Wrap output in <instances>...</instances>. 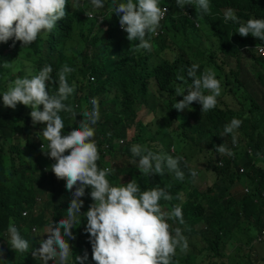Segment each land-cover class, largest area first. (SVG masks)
Here are the masks:
<instances>
[{"label": "trees", "instance_id": "trees-1", "mask_svg": "<svg viewBox=\"0 0 264 264\" xmlns=\"http://www.w3.org/2000/svg\"><path fill=\"white\" fill-rule=\"evenodd\" d=\"M161 1L168 12L159 28L160 34L150 40V50L137 51L128 47L117 30L116 19L109 13L111 0H105V7L100 10H93L89 0H79V8H74L76 0H69L65 8L67 15L48 36L38 37L27 47H21L19 41L14 46L12 40L0 43V94L15 78L29 74L22 67H28L35 75L50 65L52 82L46 84L49 94L55 95L62 66L73 68L66 76L69 85H75V92L64 103L77 115L74 120L69 112L59 113L64 120V133L79 126L82 119L79 113L91 98H98L100 123L94 125L100 155L98 167L106 168V164L111 167L110 162L105 163L106 156L110 160L126 159L127 175L137 180L142 190L151 186L155 178L173 196L170 205L179 204L182 208L184 223L175 220L173 224L181 229L188 249L186 256L174 257V264H233L228 243L236 242L237 248L251 247L255 235L264 228V58L250 54L253 46H264V41L251 35L241 37L236 33L239 25L226 22L224 13L232 9L242 22L264 19V0H209L210 11L201 19L195 18L193 6L186 5L181 10L174 5L175 0ZM88 11L106 18L98 25L96 20L86 18ZM8 46L14 48L11 56L5 53ZM4 61H11L12 67L4 68ZM244 62L250 63L249 71ZM192 64L199 65L197 77L211 69L221 82L222 91L215 108L201 113L200 105L194 102L186 109L188 114L183 115L172 107L176 102L174 86L191 85L187 68ZM89 78H94V82L90 84ZM241 91L243 96L238 99ZM149 94L155 98L152 114L159 104L168 111L163 131L157 128L159 122L144 125L136 121L138 110ZM23 114L24 110L16 116L0 111V241L9 237L8 227L14 225L29 241L30 248L20 253L1 245L4 253L0 264H38L30 257L37 242L33 229L66 218L71 199L65 181L43 171L45 163L40 162L45 160L38 146L33 145L36 134L32 130L40 131L43 125L29 123L28 118H22ZM234 117L242 120L241 126L233 134H223L224 126ZM132 127L135 132L128 141L127 131ZM133 144L182 157L179 167L184 180L167 182L161 175L149 177L134 170L138 158L130 151ZM220 144H225L235 157L216 153L214 146ZM246 150L262 158L251 159L245 155ZM33 152L36 158L32 162ZM238 152H242L243 160ZM198 162L211 178V186L204 191L192 189L191 195L183 196L185 200L179 202L178 189L192 184L194 177L190 171H196ZM219 162L222 167H218ZM240 169L244 173L239 174ZM110 182L118 185L119 177L111 174ZM239 185L247 193L232 194L230 190ZM219 190L222 191L220 203L211 197ZM85 192L81 199L89 205L90 189ZM47 212L50 222L43 219ZM24 213L26 217H22ZM74 235V255L87 250L85 264H95L88 234L83 229Z\"/></svg>", "mask_w": 264, "mask_h": 264}, {"label": "clouds", "instance_id": "clouds-1", "mask_svg": "<svg viewBox=\"0 0 264 264\" xmlns=\"http://www.w3.org/2000/svg\"><path fill=\"white\" fill-rule=\"evenodd\" d=\"M67 3L69 0H0V43L12 40L14 46L19 41L21 47H27L38 37L48 36L57 22L67 15ZM89 3L93 10L105 7V0H89ZM173 3L181 10L186 5L193 6L196 19H201L210 11L209 0H175ZM79 7V0H76L74 8ZM167 12L168 7L161 0H111L109 10L125 43L137 51L150 50V40L160 34L159 28ZM85 14L88 20H96L98 25L106 18V15L94 16L93 11ZM224 20L238 24L236 33L241 37L251 35L264 41V19L250 18L242 22L234 10L228 9L224 13ZM254 47L250 49V54L256 55ZM7 50L11 52L13 48L8 46ZM2 66L11 68V61H4ZM198 69V64L187 68L190 86H174L175 95L182 97L172 105L177 111L189 109L194 102L200 105L201 113L217 106V98L222 91L221 82L211 69L204 70L197 77ZM73 71L67 65L62 66L55 95L49 94L46 84L52 82L50 65H45L35 75L29 72L24 77L15 78L0 94V106H3L4 112L16 116L24 110L22 118H28L33 125H43L40 131L32 130L36 138L43 137L47 141V150L43 152L54 161L45 160L43 171L52 172L58 180H64L65 188L71 193L64 215L66 218L52 221L47 226L43 236L46 238L39 240V247L30 252V257L41 264H48L50 260L53 262L51 264H85L88 260L87 250L82 255H74L69 243L76 239L75 232L84 229L95 264H174L177 249L181 252L188 249L187 239L178 225L173 224L175 220L184 223L182 208L179 204L170 205L173 196L165 187L156 185L142 190L134 179L117 186L110 182L115 169L98 167L100 155L94 139V125L100 123L98 98H91L79 113L82 116L79 126L64 133V120L59 113L69 112L74 120L77 115L70 105L64 103L75 92V85H69L66 76ZM88 80L90 84L94 82V78ZM241 124L242 120L232 118L224 126L223 134H233ZM234 149L237 151L238 148ZM214 150L221 156L234 155L225 144L214 146ZM130 151L138 158V169L143 175L163 176L167 169L177 180H184V172L179 167L182 157L153 152L140 144H133ZM245 155L248 156L246 151ZM260 156L248 157L259 161ZM219 163L218 167H222ZM240 170L239 174H242ZM190 175L196 177L197 173L191 170ZM86 189H90L88 195L92 201L89 205L81 199L86 195ZM242 191L247 193V190ZM26 214H22V217H26ZM78 215H81L82 221H77ZM77 223H80L79 226H76ZM173 226L177 228L173 230ZM8 233L9 237L0 241V256L4 253L1 245L20 253L29 250V241L21 236L14 225H9ZM257 235L253 242H257Z\"/></svg>", "mask_w": 264, "mask_h": 264}, {"label": "rangeland", "instance_id": "rangeland-1", "mask_svg": "<svg viewBox=\"0 0 264 264\" xmlns=\"http://www.w3.org/2000/svg\"><path fill=\"white\" fill-rule=\"evenodd\" d=\"M40 37L44 38L45 36H40ZM13 50H14V48H13ZM13 50L11 52H8V50L6 48V50H5L6 55L11 56L13 54ZM244 64H245V68L249 71L250 63L249 62H244ZM21 70L24 73H29L30 72V69L28 67H22ZM243 92L244 91H241V93L238 95V99L243 96ZM180 97L181 96H177L176 95L175 100L176 101L180 100ZM154 101H155V98L152 97L151 94H149L147 96V98L145 99V101L143 102L142 109L138 110V113H137V116H136L137 117L136 121H139V122L143 123L144 125L145 124L149 125V124L152 123V121L159 122L157 128L159 130L163 131L162 124L164 122H167L168 111L166 110V108L162 104H159L154 109L153 114H152V108H153V102ZM0 111L3 112V113L5 111L2 105L0 106ZM180 113L183 114V115H187L188 114L186 109L184 111H182V112L180 111ZM134 132H135V127H132V128H130L127 131V139H128V141L133 138ZM39 138L37 137L36 139H34V144L33 145H37L38 146V150H39L40 156L44 160H46L47 159L46 154L43 152V151L47 150L46 140H44L43 137H39ZM40 146L44 147L43 151L40 150ZM237 155L240 157L241 160L244 159V157L242 156V152H238ZM35 158H36V154H35V152H33L32 153V162L35 160ZM107 162H110L111 167L108 164H106V167L115 169L113 174L117 175L119 177L120 184L121 183H127V182H129L131 180V178L127 175V170H126V167H127V163L126 162H127V160L126 159H121V158L118 157V158H111V160H110V158L108 156H106L105 163H107ZM40 163L44 164L45 162H40ZM198 165L199 166L196 169L197 175L192 180V184L191 185L184 184V185L181 186L180 189H178V193L181 196V198H176V199L179 202H183L185 200V199H183V196L184 197L190 196L192 189L193 190H198V191H204L208 187L211 186V178L209 176L205 175V169L200 166L201 165L200 162H198ZM133 168L136 171L139 170L138 169V162L133 164ZM163 178L166 179L167 182H179V180H177L175 178L174 174L173 173H169L167 171V169H165V174L163 175ZM119 185H117V186H119ZM156 185H159L160 187H162L155 180V178H153L152 179V184L148 188H151V187L156 186ZM242 189H243V187L241 185H239V186H234L230 191H234V192H236L235 194H238V193H242L243 192ZM227 192L229 193V188H227ZM221 193H222V191L219 190L215 194L211 195V197H214V199L218 203H220L219 199L221 197ZM210 202H212V201H210ZM81 212H82V208H81ZM80 217H81V215H78L76 217L77 221H79ZM43 219L45 221H47V222H50V212H47L43 216ZM76 226H79V224L77 223ZM46 228H47V226L35 229L34 234L37 237V244H36V246L34 248L39 247L38 242H39V240L41 238H46V236L43 237L45 235ZM256 235H255V237H256ZM244 239H245V237H244ZM187 243H188V241H187ZM71 245H72V250H73V248L76 246V239L72 240ZM236 246H237L236 242H234V241H230L228 243V246H227V250L231 252L230 256L232 258L233 264H241L243 261H245L247 264H261V259L264 257V244H259L257 242H253L251 247H247L245 245H242V248H237ZM77 254L80 255L79 253H77ZM177 254H180L181 256H186L187 251L186 252H181L180 249L178 248L177 252H176V255ZM35 261L38 262V264H41V262L39 260L35 259ZM51 263H53V262L50 260L48 262V264H51Z\"/></svg>", "mask_w": 264, "mask_h": 264}, {"label": "built area", "instance_id": "built-area-1", "mask_svg": "<svg viewBox=\"0 0 264 264\" xmlns=\"http://www.w3.org/2000/svg\"><path fill=\"white\" fill-rule=\"evenodd\" d=\"M256 53L257 56H260V57H264V46H255L254 49H253ZM234 148H236V146H234ZM246 153L248 156L250 157H253V152L251 150H246ZM256 158H260L261 156L260 155H256L254 156ZM222 164L219 163V166H221ZM240 173H243V170H240ZM247 192V191H245ZM256 241L258 243H262L264 242V230H261L260 233L257 235V239Z\"/></svg>", "mask_w": 264, "mask_h": 264}, {"label": "crops", "instance_id": "crops-1", "mask_svg": "<svg viewBox=\"0 0 264 264\" xmlns=\"http://www.w3.org/2000/svg\"><path fill=\"white\" fill-rule=\"evenodd\" d=\"M234 193V191H232Z\"/></svg>", "mask_w": 264, "mask_h": 264}]
</instances>
